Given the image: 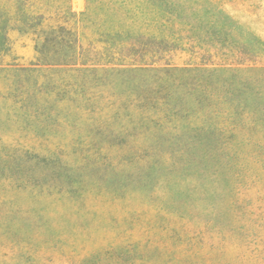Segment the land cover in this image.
<instances>
[{
	"label": "rangeland",
	"instance_id": "rangeland-1",
	"mask_svg": "<svg viewBox=\"0 0 264 264\" xmlns=\"http://www.w3.org/2000/svg\"><path fill=\"white\" fill-rule=\"evenodd\" d=\"M87 1L0 0V264H264V0H190L203 20L178 21L183 40L150 68H216L196 77L235 113L221 129L181 112L208 130L159 138L136 126L138 72L77 88L57 65L63 45L47 27L81 18ZM186 91L153 94L199 106Z\"/></svg>",
	"mask_w": 264,
	"mask_h": 264
},
{
	"label": "trees",
	"instance_id": "trees-1",
	"mask_svg": "<svg viewBox=\"0 0 264 264\" xmlns=\"http://www.w3.org/2000/svg\"><path fill=\"white\" fill-rule=\"evenodd\" d=\"M193 6L191 11L190 0H88L87 9L81 18L66 13L67 15L59 16L61 17L59 23L47 27L49 35L59 34V41L63 45L64 53L61 56L63 59L59 60L57 65H61L64 69L73 67L69 70L74 72V85L77 88H82L86 82L89 86L103 84L112 86L113 75L138 72L142 79L139 83L144 86L141 95L136 99L137 104L133 105L136 106L133 114L139 122L137 124L140 127L137 124L136 126L141 131L142 137L153 135L159 138L155 136L158 131H178L181 128L207 131L208 126H204L196 118L179 121L172 117L181 112H185L186 115L188 111L199 115L202 111L211 114L213 118L208 120L223 129L227 118L225 113L233 115L234 107L227 105L226 108H222L226 96L220 95L215 81L206 79V76L196 77L197 74L219 73V70L174 66L166 69L150 68L160 61L163 53L167 54L174 50L175 42L183 40L185 32L179 29L178 21H185L190 15L196 20H203L204 15L198 11V6ZM46 26L47 24L39 27L37 29L39 33L35 31L41 39ZM93 27L98 31L96 35L103 38V40L98 39L97 42L107 44V50H103V54H99L87 42L96 32L88 33ZM99 55L104 57L103 61L97 60ZM122 57L125 64L120 69L118 67L122 66L120 63ZM149 75H152L153 81L148 87L145 81ZM176 86H184L187 93L191 91L192 97L196 98L195 101L200 105L193 108L188 105L174 108L173 105H158L155 102L158 99L154 97L153 91L156 95L163 92L164 97H171V89ZM239 123L240 121H237L233 124L232 128L235 131ZM32 157L33 162L38 165L43 162L48 163L45 162L47 159L51 160L49 155L41 157L32 155ZM58 168V173L64 170L63 165H58Z\"/></svg>",
	"mask_w": 264,
	"mask_h": 264
}]
</instances>
